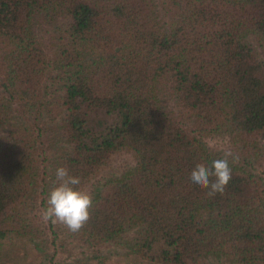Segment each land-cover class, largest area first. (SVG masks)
Instances as JSON below:
<instances>
[{"label": "trees", "instance_id": "trees-1", "mask_svg": "<svg viewBox=\"0 0 264 264\" xmlns=\"http://www.w3.org/2000/svg\"><path fill=\"white\" fill-rule=\"evenodd\" d=\"M225 151L209 196L190 172ZM60 166L92 196L76 233L40 217ZM0 239L35 264H264V0H0Z\"/></svg>", "mask_w": 264, "mask_h": 264}, {"label": "clouds", "instance_id": "clouds-1", "mask_svg": "<svg viewBox=\"0 0 264 264\" xmlns=\"http://www.w3.org/2000/svg\"><path fill=\"white\" fill-rule=\"evenodd\" d=\"M229 157L235 162L238 157L231 151H225L223 158L212 161L210 167L196 164L190 172L191 182L202 189H208V195L223 194L231 179ZM56 186L47 195L46 207L40 210L41 220L45 223L61 224L68 231H80L90 218L92 196L80 190V177L70 174L66 167L55 170ZM214 177V180L212 179Z\"/></svg>", "mask_w": 264, "mask_h": 264}, {"label": "rangeland", "instance_id": "rangeland-1", "mask_svg": "<svg viewBox=\"0 0 264 264\" xmlns=\"http://www.w3.org/2000/svg\"><path fill=\"white\" fill-rule=\"evenodd\" d=\"M89 111H92L89 113ZM84 116L86 124L94 131L101 132L111 124L120 123L114 121L116 117L113 114H108L102 109L85 108ZM123 160V157L118 158ZM37 261V252L34 247L23 240L18 239H0V264H35ZM117 264V263H108ZM118 264H127L125 261ZM128 264H145L140 261H130Z\"/></svg>", "mask_w": 264, "mask_h": 264}]
</instances>
